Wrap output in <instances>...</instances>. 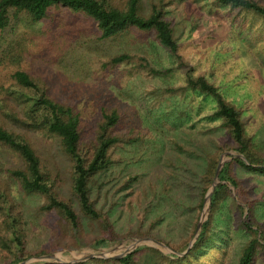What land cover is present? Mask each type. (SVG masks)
Instances as JSON below:
<instances>
[{"label":"rangeland","instance_id":"374dc122","mask_svg":"<svg viewBox=\"0 0 264 264\" xmlns=\"http://www.w3.org/2000/svg\"><path fill=\"white\" fill-rule=\"evenodd\" d=\"M155 1L141 0L143 11L147 13ZM164 17L177 40L178 57L151 30L131 26L114 37L101 38L92 20L62 5L51 7L40 21L13 19L0 31V55L17 40L27 42L19 65L0 62V84L7 83L16 68L40 76L55 99L79 113L82 142L94 139L102 107L118 110L115 132L138 137L115 146L112 164L90 184L95 206L118 235L105 246H92L101 228L79 210L70 190V160L59 139L5 121L8 128L24 132L42 162L60 174L57 190L80 217L75 232L57 213L42 211L43 197L23 193L9 178L7 170L22 162L0 145V176L22 210L25 250L32 252L30 258L55 255L60 260L28 264H118L112 260L115 257L92 255L120 253L134 238L158 240L175 252L186 249L180 246L185 240L188 245L202 211L198 202L205 194L203 157L230 143L220 118L212 116L216 97L188 85V77L203 76L215 85L226 101L241 110L246 134L264 145V19L215 0H165ZM123 53L131 55L128 61L112 65L110 60ZM233 171L243 187V198L262 205L253 210L264 228V174L237 164ZM233 190L235 203L246 205ZM227 201L210 224L205 243L179 264L236 263L250 234L238 224L243 213L240 216L230 197ZM143 255L136 253L138 263ZM159 261L168 264L163 258ZM253 264H264V251L258 252Z\"/></svg>","mask_w":264,"mask_h":264},{"label":"trees","instance_id":"16d2710c","mask_svg":"<svg viewBox=\"0 0 264 264\" xmlns=\"http://www.w3.org/2000/svg\"><path fill=\"white\" fill-rule=\"evenodd\" d=\"M215 2L232 9L251 11L264 19V4L258 0H215ZM58 5L92 20L101 38L114 37L131 26L151 30L159 43L178 57L177 40L171 24L164 17L165 0L152 2L147 13L143 11L141 0H0V31L9 27L13 19L22 18L26 23L40 21L48 16L51 7ZM26 44L27 42L22 38L17 40L15 45H8L2 50L0 62L5 65H19L25 57ZM130 57V54L123 53L114 56L110 61L115 65L128 61ZM150 71L156 72L154 69ZM187 83L216 97L217 107L212 112V116L220 118L221 126L226 128L230 137L229 144L218 145L215 150L203 157L202 196L212 182L223 151L232 149L240 152L250 164H245L238 156L223 163L218 175L221 182L215 185L210 196L208 217L203 222L189 253L183 257H171L163 255L154 247L144 245L113 258L112 260L117 261L118 264H146L145 258L151 264H159L160 258L168 264H179L188 254L196 252L205 243L215 215L224 205L227 206L228 197L235 203L229 185L235 189V195L242 198L249 207L246 217L239 220L238 224L249 232L250 236L235 264H253L258 252L264 251V228L255 219L253 210L255 205L258 207L262 205H254L253 201L243 198V187L233 171V165L237 164L250 172L264 174V145L257 144L254 138L246 134L241 110L226 101L215 85L203 76L188 77ZM6 120L22 129L45 132L59 139L61 150L70 160V190L77 200L79 210L83 216L97 221L101 228V233L92 241V246H105L108 241L115 240L118 235L109 219L95 206L90 184L97 175L112 164L111 151L115 146L138 140V137L132 136L131 133L119 134L114 131L119 120L118 110L102 107L95 137L85 143L81 140L79 113L70 104L55 99L48 92V87L40 76L16 68L11 72L9 81L0 84V145L13 151L22 162L21 166L7 170L9 178L23 193L38 194L43 197L40 206L42 211L57 213L72 230L79 232L78 212L71 201L63 198L57 190L60 174L43 163L28 136L22 131L8 128L5 125ZM202 203L201 197L198 202L199 208L202 207ZM235 205L241 216L244 211L243 206L236 203ZM25 236L22 210L16 203L9 185L0 176V264H16L33 255L32 252L25 250ZM186 246L187 240L181 244L180 249ZM139 252L144 253V258L138 263L135 255ZM42 253L44 252L41 251L40 254Z\"/></svg>","mask_w":264,"mask_h":264},{"label":"water","instance_id":"95a60500","mask_svg":"<svg viewBox=\"0 0 264 264\" xmlns=\"http://www.w3.org/2000/svg\"><path fill=\"white\" fill-rule=\"evenodd\" d=\"M236 156L240 157L244 161L245 164H247V165L250 164L249 161L247 160V158L242 153L237 152L235 150L226 151V152H223L220 155V158H219V161L217 163L212 182H211L210 186L207 188V190L205 191V194H204L203 204H202V211H201V214L199 216L198 222L196 224L195 231L193 233L192 238L189 240L186 249L183 252H175V251L171 250L163 242H160V241L152 239V238H140V239L134 238V239H132L130 241L129 244H127L124 247V250L122 252H120V253L107 254V253L100 252V253L94 254L92 256H95V257L96 256H98V257H120L121 255L125 254L126 252H128V251H130V250H132L134 248H136V246H139V245H147V246H151V247H154V248H158L160 250L173 252L176 256H183L193 246L194 242L196 241V239H197V237H198V235L200 233L202 224L207 218L211 193H212L213 188L215 187V185L218 182H221L220 179L218 178V175H219V172L221 170V167H222L223 163L225 161L230 160L233 157H236ZM229 186L233 190V187L231 185H229ZM233 192H234V190H233ZM243 206H244L243 218H245L246 215H247L248 207H247V205H243ZM258 234H259V232H258ZM33 261H60V260H57V257L55 255H41V256H37V257L27 258L26 260H22V261H20V262H18L16 264H28V263L33 262Z\"/></svg>","mask_w":264,"mask_h":264}]
</instances>
